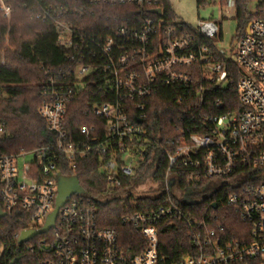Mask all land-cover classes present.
I'll list each match as a JSON object with an SVG mask.
<instances>
[{
	"label": "built area",
	"instance_id": "2783aa9c",
	"mask_svg": "<svg viewBox=\"0 0 264 264\" xmlns=\"http://www.w3.org/2000/svg\"><path fill=\"white\" fill-rule=\"evenodd\" d=\"M262 1L250 3L252 14L263 11ZM16 7L56 32L58 43L70 49L61 65H41L45 81L38 112L55 142L13 154L0 151V207L5 215L26 212L30 228L42 227L55 208L57 174L66 168L72 173L65 175L78 176V160L89 154L100 158L104 195L122 196L124 179L137 173L145 151L157 142L146 122L148 100L160 90L175 87L180 100L202 103L198 74L224 87L228 72L218 61L224 55H233L241 71V111L192 113L187 122L185 115L177 116L179 136L166 150L165 201L143 210L134 207L122 217L145 239L141 252L126 250L119 232L100 224L99 202L84 189L60 207L54 227L43 233L48 236L26 245L30 252L46 251L48 258L39 264H264V18L254 16L230 50H210L197 40L218 37L223 32L219 20L199 19L192 26L167 18L159 0H0V13L9 22ZM221 7L236 14L237 0H224ZM84 92L91 93L83 110L88 122L72 133L69 107ZM27 155L32 160L20 163ZM179 171L190 183L226 188L225 203L244 223L246 238H229L217 213L198 216L185 210L179 200L194 204L197 199L192 187L180 188ZM173 175L175 193L169 187ZM133 195L157 194L143 185ZM178 220L191 230L194 252L170 262L160 248V227Z\"/></svg>",
	"mask_w": 264,
	"mask_h": 264
},
{
	"label": "trees",
	"instance_id": "16d2710c",
	"mask_svg": "<svg viewBox=\"0 0 264 264\" xmlns=\"http://www.w3.org/2000/svg\"><path fill=\"white\" fill-rule=\"evenodd\" d=\"M253 1L237 0L235 14L237 33L231 40V47L245 35L246 27L254 16L264 18V1L259 3V8L263 11L252 14L249 7ZM159 6L163 7L167 18L177 20L169 0H159ZM8 24L7 19L0 15V126L3 128L0 136V151L13 154L23 149L29 150L55 142V135L47 129L45 120L38 112L43 100L40 91L45 81L41 65L52 68L61 65L65 60L66 52L70 49L59 44L57 33L31 18L26 9L15 8L10 22L8 44H6ZM217 39H223V32L216 38L200 37L197 41L199 44L207 45L210 50H217L219 47ZM218 61L226 68L228 81L224 87H219L208 83L198 74L195 85L204 88L202 103L199 98L180 100L181 92L175 87L164 88L148 100L146 126L157 142L145 151L137 173L124 179L122 196L104 195L105 190L107 191V182L99 172L98 155L89 154L78 160L76 174L88 196L99 202L97 217L100 224L115 228L119 232L121 243L129 252H141L145 248V239L138 227L123 223L122 217L134 207L143 210L149 206L156 207L165 201V173L168 167L166 150L173 149L172 141L179 136L176 129L179 124L177 116L185 115L187 122L189 120L187 118L192 113L212 112L221 115L242 109L238 91L240 68L233 55L220 56ZM90 96V92L82 93L69 107L67 124L72 133L77 124L88 122V119L83 117V110L87 107L86 101ZM218 101L221 102L220 106L216 105ZM62 172L72 173L66 168H63ZM178 176L180 188L192 187L193 196L197 199V203L194 204H186L179 200L185 210L196 211L198 216H204L205 211L217 213L219 221L226 226L229 238L245 237L247 233L244 237L241 235L244 223L235 218L233 211L225 203L229 193L226 188H217L211 184L212 182H209L207 187L205 185L208 182L190 183L182 171L178 172ZM143 185L147 186L149 192L157 195H133L134 188ZM214 201L218 203L216 208L212 206ZM30 222L28 214L21 210L0 217V264H39L40 261L48 258L44 250L36 249L30 252L26 249V245L37 242L48 234H39L30 241L18 244L20 233L31 227ZM190 231L188 225L181 220L172 225L166 222L160 227V248L170 262L178 261L184 255L194 252L193 244L189 239ZM14 259L16 261L12 263Z\"/></svg>",
	"mask_w": 264,
	"mask_h": 264
},
{
	"label": "rangeland",
	"instance_id": "374dc122",
	"mask_svg": "<svg viewBox=\"0 0 264 264\" xmlns=\"http://www.w3.org/2000/svg\"><path fill=\"white\" fill-rule=\"evenodd\" d=\"M169 2L173 11L177 15V20L185 21L192 26H196L199 19L213 17L219 20L222 24L223 39H217V44L226 50H230L231 40L237 33V21L235 19L234 11H231L230 15H228V12L221 7V4H223L222 0H169ZM1 17L3 16L1 15ZM8 23L7 33L10 29V22L8 21ZM7 33L5 36L7 41L6 44H8L9 39ZM31 160L32 156L27 155L20 158V163Z\"/></svg>",
	"mask_w": 264,
	"mask_h": 264
},
{
	"label": "water",
	"instance_id": "95a60500",
	"mask_svg": "<svg viewBox=\"0 0 264 264\" xmlns=\"http://www.w3.org/2000/svg\"><path fill=\"white\" fill-rule=\"evenodd\" d=\"M157 11L159 12L160 9H157ZM57 183H58V195L56 199L55 208L47 216L46 222L42 227L28 228L23 230L18 237L19 244L27 242L34 236L46 233L49 229L54 227L60 207L69 199V197L73 193L84 192V188L80 185L79 178L76 175H65L62 173H58ZM176 184H177V177L173 175L172 177H170L169 180V187L172 193H175ZM212 206L216 208L217 204L213 203ZM4 216H5V212L0 207V217H4ZM15 261L16 260H13L12 263H14Z\"/></svg>",
	"mask_w": 264,
	"mask_h": 264
}]
</instances>
